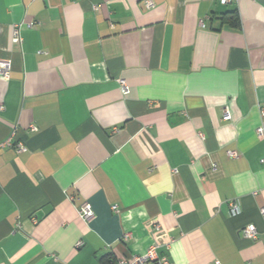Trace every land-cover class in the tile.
I'll list each match as a JSON object with an SVG mask.
<instances>
[{
    "label": "crops",
    "instance_id": "crops-1",
    "mask_svg": "<svg viewBox=\"0 0 264 264\" xmlns=\"http://www.w3.org/2000/svg\"><path fill=\"white\" fill-rule=\"evenodd\" d=\"M152 1L0 0V264H264V0Z\"/></svg>",
    "mask_w": 264,
    "mask_h": 264
},
{
    "label": "built area",
    "instance_id": "built-area-1",
    "mask_svg": "<svg viewBox=\"0 0 264 264\" xmlns=\"http://www.w3.org/2000/svg\"><path fill=\"white\" fill-rule=\"evenodd\" d=\"M76 1H79V0H76ZM229 1L230 0H221L223 4H227ZM146 3L149 8H152L154 6L152 0H146ZM94 9H96V7H94ZM29 26L34 27V23H31ZM21 28L22 26L20 24L13 25L12 42L15 44H22L23 42V38L21 35ZM11 70H12L11 61H5V60L0 61V76L3 80H6V81L9 80ZM119 84L122 87L123 95L124 96L128 95L130 93V89L127 83L124 80H120ZM3 110H4V105L0 104V112ZM260 113H261V118L263 120L264 119V104L261 105ZM223 120L226 122H229L232 120V115L229 111L225 112ZM32 128L34 129V127ZM257 135L259 138L264 137V125L263 124L257 129ZM10 141L11 139L7 140L4 143H1L0 147L9 145ZM17 150L19 153H21V152L26 151V147L20 144L18 145ZM230 156L232 158H237L238 154L235 152H231ZM230 207H231L232 215L240 214V208L238 205H236V203L234 202L230 203ZM113 209L116 210L115 207ZM261 214L264 216V207L261 209ZM94 217H95V213L92 209V205L90 203H85L80 210V218L86 222H90L91 220L94 219ZM242 234L247 239L256 240L258 238V231L254 225H249L245 227L242 230ZM130 239H131V234H125L123 236V240L126 242L129 241ZM158 249H159L158 245H153L142 255H133L129 258H120L110 264H171L168 258V255L159 253ZM215 264H220V262L216 261Z\"/></svg>",
    "mask_w": 264,
    "mask_h": 264
},
{
    "label": "trees",
    "instance_id": "trees-1",
    "mask_svg": "<svg viewBox=\"0 0 264 264\" xmlns=\"http://www.w3.org/2000/svg\"><path fill=\"white\" fill-rule=\"evenodd\" d=\"M227 15H229L230 17H234L235 13H228Z\"/></svg>",
    "mask_w": 264,
    "mask_h": 264
}]
</instances>
